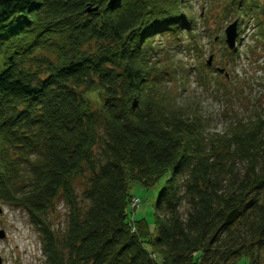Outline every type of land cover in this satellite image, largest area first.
I'll return each mask as SVG.
<instances>
[{"label": "trees", "instance_id": "1", "mask_svg": "<svg viewBox=\"0 0 264 264\" xmlns=\"http://www.w3.org/2000/svg\"><path fill=\"white\" fill-rule=\"evenodd\" d=\"M185 2L0 0V202L28 211L45 264H247L264 250V116L208 139L196 102L170 84L186 87V69L160 60L156 34L166 53L195 35ZM39 50L56 58L36 65ZM86 170L83 207L73 181ZM161 179L151 228L131 215L130 187ZM58 196L60 238L45 218Z\"/></svg>", "mask_w": 264, "mask_h": 264}, {"label": "rangeland", "instance_id": "2", "mask_svg": "<svg viewBox=\"0 0 264 264\" xmlns=\"http://www.w3.org/2000/svg\"><path fill=\"white\" fill-rule=\"evenodd\" d=\"M183 11L195 23L191 30L195 34L192 39L183 32L181 37L185 45L167 53V37L156 34L155 40L164 48L160 60L169 59L170 69H176L178 75L182 73L180 67L186 69L183 81L186 87L178 86V77L170 80V84L180 88L185 99L193 105L196 102V114L201 117L204 127L203 135L208 139L225 135L232 120L248 121L258 113L264 116V34L260 31L264 29V0H186ZM232 22H236L237 34L234 47L229 48L224 30ZM190 42L194 48L188 49L186 44ZM233 49L235 53L228 52ZM43 58L55 59L56 56L50 50H39L33 63L42 66ZM201 67L214 77L207 86L198 80ZM87 97L92 107L98 108V94L90 92ZM230 165L233 171L242 173L246 163L235 160ZM83 173L85 175L74 178L73 185L77 200L86 207L88 202L82 197V191L88 185L90 174L87 170ZM164 182L165 179H161L148 188L137 183L130 187L131 199H139L135 206H129L131 215L145 218L151 228L154 227V204ZM187 209L184 200L180 207L183 218ZM67 213L68 206L58 196L45 217L56 237L60 238L65 231ZM0 229L4 231L0 238V264H45L41 232L24 207L0 202ZM248 253L247 264H264V250L250 248ZM235 260H229L228 264H245L239 260L234 263Z\"/></svg>", "mask_w": 264, "mask_h": 264}, {"label": "water", "instance_id": "3", "mask_svg": "<svg viewBox=\"0 0 264 264\" xmlns=\"http://www.w3.org/2000/svg\"><path fill=\"white\" fill-rule=\"evenodd\" d=\"M225 33V42L229 48H233L236 40V22H232L224 30ZM211 58V57H210ZM210 58L208 63L210 62ZM210 64V63H209ZM4 236V231L0 229V238Z\"/></svg>", "mask_w": 264, "mask_h": 264}, {"label": "built area", "instance_id": "4", "mask_svg": "<svg viewBox=\"0 0 264 264\" xmlns=\"http://www.w3.org/2000/svg\"><path fill=\"white\" fill-rule=\"evenodd\" d=\"M137 200H139V199L138 198L134 199V197H133L132 200H131V205L135 206L137 204V202H136Z\"/></svg>", "mask_w": 264, "mask_h": 264}]
</instances>
